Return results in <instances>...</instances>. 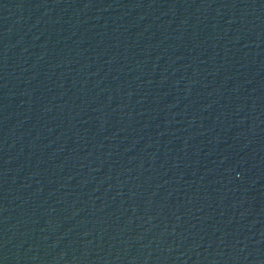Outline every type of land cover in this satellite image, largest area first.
Wrapping results in <instances>:
<instances>
[{
    "label": "water",
    "instance_id": "water-1",
    "mask_svg": "<svg viewBox=\"0 0 264 264\" xmlns=\"http://www.w3.org/2000/svg\"><path fill=\"white\" fill-rule=\"evenodd\" d=\"M259 0H0V264H99L192 91Z\"/></svg>",
    "mask_w": 264,
    "mask_h": 264
}]
</instances>
